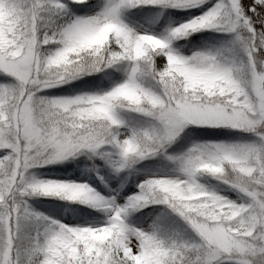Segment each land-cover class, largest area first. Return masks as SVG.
<instances>
[{"label": "snow or ice", "instance_id": "obj_1", "mask_svg": "<svg viewBox=\"0 0 264 264\" xmlns=\"http://www.w3.org/2000/svg\"><path fill=\"white\" fill-rule=\"evenodd\" d=\"M0 264H264V0H0Z\"/></svg>", "mask_w": 264, "mask_h": 264}]
</instances>
